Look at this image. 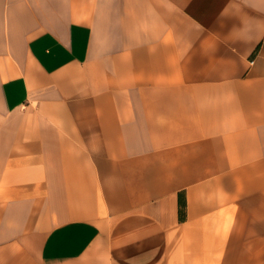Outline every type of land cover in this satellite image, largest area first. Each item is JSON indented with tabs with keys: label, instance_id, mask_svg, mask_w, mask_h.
I'll return each instance as SVG.
<instances>
[{
	"label": "crops",
	"instance_id": "0c3cea01",
	"mask_svg": "<svg viewBox=\"0 0 264 264\" xmlns=\"http://www.w3.org/2000/svg\"><path fill=\"white\" fill-rule=\"evenodd\" d=\"M0 264H264V0H0Z\"/></svg>",
	"mask_w": 264,
	"mask_h": 264
},
{
	"label": "trees",
	"instance_id": "16d2710c",
	"mask_svg": "<svg viewBox=\"0 0 264 264\" xmlns=\"http://www.w3.org/2000/svg\"><path fill=\"white\" fill-rule=\"evenodd\" d=\"M183 204H182V200H181V202H180V213H181V215L184 213V211H183Z\"/></svg>",
	"mask_w": 264,
	"mask_h": 264
}]
</instances>
